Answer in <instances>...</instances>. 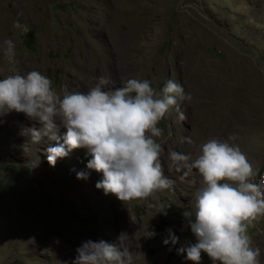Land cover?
Wrapping results in <instances>:
<instances>
[{
  "label": "rangeland",
  "instance_id": "374dc122",
  "mask_svg": "<svg viewBox=\"0 0 264 264\" xmlns=\"http://www.w3.org/2000/svg\"><path fill=\"white\" fill-rule=\"evenodd\" d=\"M6 39L15 45L11 67L40 72L58 95L87 92L108 76L110 88L142 79L156 91L171 79L190 98L165 114L154 137L170 187L126 202L95 188L101 176L86 168L85 150L49 166L44 149L54 142L25 154L21 131L32 123L0 115V264H72L83 241L116 243L121 233L132 264H191L176 248L195 242L185 214L201 177L195 169L182 177L168 154L195 159L215 139L239 147L251 182L264 171V0H0V47ZM9 74L0 54V78ZM169 229L176 246L163 243ZM246 233L264 264V215ZM200 264H211L204 253Z\"/></svg>",
  "mask_w": 264,
  "mask_h": 264
},
{
  "label": "clouds",
  "instance_id": "9594fccd",
  "mask_svg": "<svg viewBox=\"0 0 264 264\" xmlns=\"http://www.w3.org/2000/svg\"><path fill=\"white\" fill-rule=\"evenodd\" d=\"M0 54L11 72L0 78V115L19 113L32 123L21 131L25 154L33 156L35 146L45 139L54 142L44 149L48 165L54 166L73 150L83 149L89 157L86 168L101 176L95 188L121 202L143 200L170 187L154 137L160 135L157 124L165 114L190 98L181 84L169 79L156 91L148 80L128 79L122 87L110 88V78L99 76L87 92L65 90L58 95L40 72L22 75L11 67L16 62L11 39L3 41ZM60 129L64 131L58 135ZM182 142L193 143L191 137ZM168 158L169 167L182 177L193 169L201 177L192 211L185 214L195 242L181 244L177 254L191 264H200L201 253L211 264H260L259 249L250 246L246 229L252 219L264 215V175L258 183L251 182L254 170L239 147L215 139L204 143L195 159L177 151L169 152ZM32 163L35 166L38 158ZM76 178L87 179V173L77 172ZM167 233L163 243L176 246L178 237L171 229ZM153 235L146 232L147 238ZM126 238L121 233L116 243L83 241L72 264H132V253L118 243Z\"/></svg>",
  "mask_w": 264,
  "mask_h": 264
},
{
  "label": "built area",
  "instance_id": "2783aa9c",
  "mask_svg": "<svg viewBox=\"0 0 264 264\" xmlns=\"http://www.w3.org/2000/svg\"><path fill=\"white\" fill-rule=\"evenodd\" d=\"M261 175H264V171H259L256 173V181H255L256 183L259 182Z\"/></svg>",
  "mask_w": 264,
  "mask_h": 264
}]
</instances>
